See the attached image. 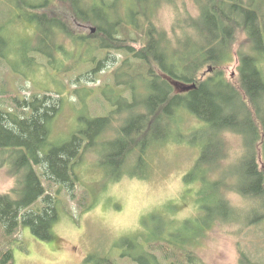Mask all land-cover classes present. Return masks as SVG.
<instances>
[{"label":"trees","instance_id":"16d2710c","mask_svg":"<svg viewBox=\"0 0 264 264\" xmlns=\"http://www.w3.org/2000/svg\"><path fill=\"white\" fill-rule=\"evenodd\" d=\"M56 1L70 4L71 22L81 28L95 26L97 32L71 34L64 21L41 12L45 2L31 3L19 10L24 11L25 22L39 27V41L51 48L46 52L40 46L35 52L50 58L51 50L61 49L64 35L92 52L104 51L103 59L93 61L97 67L88 77L106 60L115 64L113 55L117 51L122 64L113 72L115 83L105 86L118 92L106 97L113 107L108 116L86 121L85 127L61 146L51 138L62 100L36 95L21 103L16 112L0 105V152L16 158L10 167L17 180L11 194L0 195V241L5 243L0 247V264H14L11 240L22 225L41 241L52 239L59 210L51 188L60 185L69 191L74 189L75 167L84 154L95 148V140L114 127L116 115L127 119L114 127L116 142L110 145L112 153L101 160L102 167L112 163L123 168L138 149L137 161L144 162L147 150L156 140H171L174 119L178 117L195 118L208 127L206 143L198 145L200 156L195 170L185 182H199L210 188V194L201 200L208 215L218 208L223 211L209 215V219L199 218L190 239L178 234L165 238L160 233L143 242L132 240L139 256L130 251V259L136 264H162L155 250L157 243H164L158 250L170 264H202L193 243L206 229L217 223L238 221L240 216L222 192L229 187L227 180H213L214 171L228 158L224 139L227 132L242 136L245 142V154L239 162V184L230 188L252 204L264 200V168L258 156V144H264V0H192L198 17L178 16L171 34L159 29L153 20L164 0H136L133 6L129 5L130 0H91L90 5L85 0ZM240 35L248 44L247 49L237 51L241 94L226 80L223 71L234 60ZM2 41L8 50L10 43ZM132 44H139L140 48ZM0 58L4 59L2 52ZM206 67L212 68L214 74L202 79ZM192 85L196 88L186 90ZM88 197L86 193L81 199L80 208L85 211L90 209ZM40 200L42 206L34 208ZM242 264L264 263L243 257Z\"/></svg>","mask_w":264,"mask_h":264},{"label":"rangeland","instance_id":"374dc122","mask_svg":"<svg viewBox=\"0 0 264 264\" xmlns=\"http://www.w3.org/2000/svg\"><path fill=\"white\" fill-rule=\"evenodd\" d=\"M164 1L153 20L168 34H171L179 17L185 14L198 17V8L192 0ZM47 2L0 0V53L4 55V59L0 58V105L7 111L16 112L21 103L32 100L36 95L62 100L51 138L61 146L85 127L86 121L108 116L112 111L106 97L115 96L118 91L112 87L107 89L105 85L115 83L113 72L122 62L118 52L114 51L115 64L106 60L105 65L86 77L97 67L93 61H100L106 53L92 52L66 35L61 37L62 45L58 44L61 49L51 50L50 58L35 52L40 46L46 52L51 48L39 41V27L25 22L24 11L19 10L31 3H44L41 12L64 21L71 34L82 36L97 32H92L95 26L81 28L71 22L69 3ZM85 2L92 3L91 0ZM131 3L133 6L136 0H130L129 5ZM2 40L10 43L8 50L3 47ZM132 45L140 48L139 44ZM247 47V39L240 35L234 48L233 62L223 68L226 80L240 94L237 51ZM212 74V68L206 67L201 77L205 79ZM126 119L127 116L124 119L122 115H116L113 126ZM114 127L97 138L95 148L78 162L75 167L77 183L73 190L60 185L51 188L50 193L57 198L59 210V219L52 228V239L41 241L29 228L20 226L11 240L14 264H136L130 259V251L139 256L132 240L143 242L160 233L165 238L170 237L169 234H178L190 239L193 229L198 228L196 221L199 218L209 219V215L223 211L218 208L208 215L202 209L201 200L210 194V188L199 182H185L199 159L198 145L206 143V125L195 118L178 117L174 119L171 140H156L155 145L147 150L144 162L137 161L138 149L127 166L121 168L110 163V166L102 167L101 160L112 153L110 145L116 142ZM224 139L228 158L221 161V166L214 171L213 180L220 177L227 180L229 187L222 192L228 203L240 211L241 217L238 221L217 223L206 229L192 247L202 264H242L243 257L264 263V200L252 204L230 188L239 184L242 168L239 162L245 154V142L242 136L232 132H227ZM258 145L259 163L264 168V144L260 142ZM15 159L0 152V195L11 194L17 186L10 167ZM201 192L205 194L201 196ZM86 193L89 195L88 211L80 208ZM42 203L40 200L34 208L41 207ZM161 244L164 243H157L155 253L162 264H170L158 250ZM4 245L0 241V247ZM178 254L179 260L184 262L182 255Z\"/></svg>","mask_w":264,"mask_h":264},{"label":"water","instance_id":"95a60500","mask_svg":"<svg viewBox=\"0 0 264 264\" xmlns=\"http://www.w3.org/2000/svg\"><path fill=\"white\" fill-rule=\"evenodd\" d=\"M92 32H95L94 28L92 29ZM194 88H196V85L189 86V87L186 88V90H192Z\"/></svg>","mask_w":264,"mask_h":264}]
</instances>
